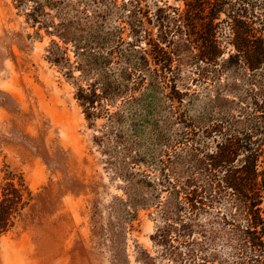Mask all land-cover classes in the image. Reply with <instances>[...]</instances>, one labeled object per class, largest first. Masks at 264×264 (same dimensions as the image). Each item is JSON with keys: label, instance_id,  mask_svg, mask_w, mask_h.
Returning a JSON list of instances; mask_svg holds the SVG:
<instances>
[{"label": "rangeland", "instance_id": "obj_1", "mask_svg": "<svg viewBox=\"0 0 264 264\" xmlns=\"http://www.w3.org/2000/svg\"><path fill=\"white\" fill-rule=\"evenodd\" d=\"M185 9L186 0H0V198L11 179L31 193L0 235V264L249 261L221 219L242 220L229 197L196 213L184 200L189 179L205 180L197 160L257 125L264 71L224 63L234 52L226 22L223 58L194 61L172 19ZM157 46L172 56L163 70ZM93 84L102 98L91 115L78 95Z\"/></svg>", "mask_w": 264, "mask_h": 264}, {"label": "trees", "instance_id": "obj_2", "mask_svg": "<svg viewBox=\"0 0 264 264\" xmlns=\"http://www.w3.org/2000/svg\"><path fill=\"white\" fill-rule=\"evenodd\" d=\"M234 1L186 0V9L173 16V24L176 32L186 35L184 47L191 48L193 60L214 65L225 55L217 34L221 23L226 22L234 52L231 51L228 58L223 59L224 63L243 65L255 76L264 71V0ZM161 19L164 22L169 17ZM163 40L169 42L168 36ZM158 50L161 57L155 64L163 70L172 56L163 48ZM145 62L149 63L148 60ZM90 65L93 67L95 62ZM78 96L83 105L93 111L91 115L96 114V103L102 98L97 93L96 84L91 85L89 90L81 89ZM260 97L255 105L257 113L254 119L257 125L243 138L226 135L217 143L215 150L197 160L198 170L204 173L205 180L201 187H196L192 185L194 181L189 179L187 190L189 187L192 189L186 192L184 200V204L196 213L229 197L232 209L242 220L237 222L234 215L229 220L226 214L221 219L225 225L231 226L230 243L233 249L239 257L249 259L242 264H264V84ZM212 130L219 131L216 126ZM253 134L259 136L257 141L251 138ZM241 154L242 158L239 159ZM30 200L31 193L23 182L17 186L11 179L3 187L0 235L15 226V220ZM183 229L188 230L186 227ZM162 235H167L166 231ZM171 249L175 250L174 247ZM145 255L151 259L147 253ZM190 258H193L191 254ZM175 260L177 264L188 263L182 256H176Z\"/></svg>", "mask_w": 264, "mask_h": 264}]
</instances>
